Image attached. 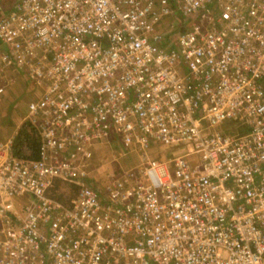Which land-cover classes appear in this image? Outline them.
Returning <instances> with one entry per match:
<instances>
[{
	"label": "built area",
	"instance_id": "obj_1",
	"mask_svg": "<svg viewBox=\"0 0 264 264\" xmlns=\"http://www.w3.org/2000/svg\"><path fill=\"white\" fill-rule=\"evenodd\" d=\"M0 47L42 138L0 141V264H264V0H4Z\"/></svg>",
	"mask_w": 264,
	"mask_h": 264
},
{
	"label": "rangeland",
	"instance_id": "obj_2",
	"mask_svg": "<svg viewBox=\"0 0 264 264\" xmlns=\"http://www.w3.org/2000/svg\"><path fill=\"white\" fill-rule=\"evenodd\" d=\"M0 15L1 11L4 7V0H0ZM1 50L3 48L0 47ZM21 82V83H19ZM14 89H10L8 94L11 92V96L5 99L2 102L0 98V133L3 135L4 133H10L12 130H15V126H20L22 123L23 116L25 114L24 107L33 98V94L27 89V85L22 82V80H17L16 84L13 85ZM18 126V128H19ZM5 135V134H4ZM3 137V136H2ZM96 154L89 162L85 163V167L87 170L91 172L94 177H98L104 168H113L114 165L106 167V163L109 158L107 155L110 153L108 151ZM128 162V161H126ZM111 163V162H110ZM127 165V164H126ZM24 200L26 201L27 198L25 197Z\"/></svg>",
	"mask_w": 264,
	"mask_h": 264
},
{
	"label": "crops",
	"instance_id": "obj_3",
	"mask_svg": "<svg viewBox=\"0 0 264 264\" xmlns=\"http://www.w3.org/2000/svg\"><path fill=\"white\" fill-rule=\"evenodd\" d=\"M0 5H2V3H0ZM22 82L27 85V89H28L29 93L30 92L33 93V91L36 90L30 84H28L25 80H23ZM19 83H21V82H19ZM12 88L14 89L13 86H12ZM11 92H12V90L10 91L9 94L7 93V96H5L2 99V102L5 101V99H7L8 97L11 96ZM33 98H34V95H33ZM27 103H28V101H27ZM25 106H26V104H25ZM24 109H25V107H24ZM18 126H15V130H12L10 133H4L5 135L4 134L2 135L0 133V141L1 142H7L9 140H12L13 137L17 133ZM119 149L121 150V153H122V149H121V146L119 145V143H114V141H112V142H110V144L107 143V144H104V145H98L96 147V149L93 151L92 158L95 157L96 154H99L101 152H103L102 154H104V151H106V153L108 151H110V153L107 155V158H109L107 161H109V162L106 163V167L114 165L113 168H104L102 170V173H100L99 176L107 175L109 177V176H113V175H121L122 174L121 172H125L126 170H128L130 168H134V167L138 166V164L140 162L139 157H138V151H136V150L127 151V152L123 151L121 156L119 158H116V157L113 156V153L115 151H118ZM154 153H155V150L152 152V155H154ZM126 161H128V162H126ZM70 190H72V189H70Z\"/></svg>",
	"mask_w": 264,
	"mask_h": 264
},
{
	"label": "trees",
	"instance_id": "obj_4",
	"mask_svg": "<svg viewBox=\"0 0 264 264\" xmlns=\"http://www.w3.org/2000/svg\"><path fill=\"white\" fill-rule=\"evenodd\" d=\"M235 130L244 131V129H236L233 126L226 129L227 132H234ZM41 147L42 138L37 128L29 122L21 123L12 139V156L19 160H37L40 157Z\"/></svg>",
	"mask_w": 264,
	"mask_h": 264
}]
</instances>
